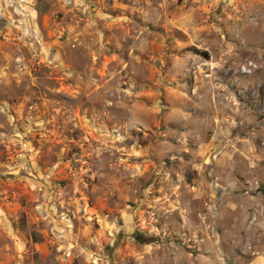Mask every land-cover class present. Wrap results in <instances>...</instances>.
Wrapping results in <instances>:
<instances>
[{
  "label": "rangeland",
  "instance_id": "374dc122",
  "mask_svg": "<svg viewBox=\"0 0 264 264\" xmlns=\"http://www.w3.org/2000/svg\"><path fill=\"white\" fill-rule=\"evenodd\" d=\"M0 264H264V0H0Z\"/></svg>",
  "mask_w": 264,
  "mask_h": 264
}]
</instances>
